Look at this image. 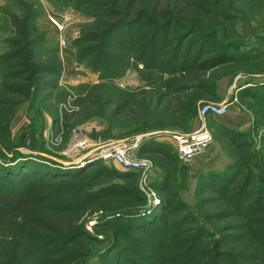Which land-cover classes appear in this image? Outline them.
Returning a JSON list of instances; mask_svg holds the SVG:
<instances>
[{"label": "trees", "instance_id": "obj_1", "mask_svg": "<svg viewBox=\"0 0 264 264\" xmlns=\"http://www.w3.org/2000/svg\"><path fill=\"white\" fill-rule=\"evenodd\" d=\"M55 1L90 19L75 40L78 51L66 49L61 54L54 47L46 59L39 53L44 39L35 35L34 15L29 12L15 20L17 38L10 43L18 49L4 59L19 58L17 65L8 66V72L20 66L9 74L18 83L5 88L17 89L25 97L33 85L36 96L48 102L61 76L76 74L73 62L79 60L102 78L92 87L97 92L91 93L90 104L100 110L113 106L110 122L122 129L108 135L107 141L132 140L155 131L187 132L201 102L219 99V81L231 67L256 64L251 63L252 56L264 55V48H256L255 54L253 46L251 53L243 49L253 39H240L236 18L224 12L249 0H163V5L158 0ZM182 2L208 22L192 17V11L185 20ZM251 37L264 44L263 31ZM131 67L146 85L124 88L114 82ZM0 102L3 112L10 114L13 103ZM56 113L52 116L59 123ZM1 114L0 134L9 137L6 147L0 145V245L9 241L15 251L10 257L0 250L5 264H264V148L256 156L245 151L254 120L249 130L224 134L244 148L240 162L231 173L211 169L196 178L201 199L195 210L183 197L186 181L176 179V173L192 178L189 165L170 143L159 141V135L142 137L138 150V156L153 159L162 169L150 186L160 199L154 204L137 171L121 170L102 160L85 168L33 160L34 153H23L13 144ZM29 136V130L22 133L20 142L42 153L45 139L38 147L27 143L33 139ZM208 192L212 195L204 196ZM93 204L112 216L101 223L103 240L77 225ZM50 212L64 214L68 230L53 221L56 214ZM90 242L99 246L94 253L85 250Z\"/></svg>", "mask_w": 264, "mask_h": 264}, {"label": "rangeland", "instance_id": "obj_2", "mask_svg": "<svg viewBox=\"0 0 264 264\" xmlns=\"http://www.w3.org/2000/svg\"><path fill=\"white\" fill-rule=\"evenodd\" d=\"M158 3L163 5V0H158ZM182 3L181 7L185 11V13H183V18L185 20L191 18L188 17L189 13H187L190 11L193 13L192 17H200L195 9L189 7L186 2ZM227 7L229 6H226V8ZM29 12H33L34 15V19L31 21V26L34 27L33 31L35 32V35L44 39L40 45L39 53L43 54L46 59L50 57V49L54 47L60 48L61 39L65 40L66 49H71L77 52L78 47L74 44L75 40L80 36L84 24L88 23L90 19L84 17L72 7L65 9L61 8L55 0H0V100L13 103L11 108L13 114L12 112L10 114L8 112V114L4 113L0 105V116L2 115L1 113H3V116L6 117L5 120H7V125L9 124L13 144L20 151L23 153H34L36 157L34 156L33 160L35 161L52 164L50 162L53 160L57 163L67 165V168H73L78 166L75 162L80 161L84 157L87 158V154L94 150L96 144L107 141L109 138L108 135H116L120 133L122 129L119 127V124H114L112 126V122H110L111 115L109 111L113 106H110L109 109L100 110L97 106H94V104H90L89 99L92 98L91 93L94 94L97 92L92 89V87L95 84L101 83L102 78L100 73L94 72L79 60H74L73 62L74 67L75 64H77L76 74H73L70 77L62 75L58 80V88L53 94L54 97L48 102H43L41 97L38 98L36 96L32 84H30V86L32 85V88L27 92L25 97H23L17 89L11 88L10 90L9 88V90H7L5 88V85L8 83H18L17 78L11 79V77H9L11 75L9 74L10 70L11 73H13L14 71H17L20 66H15V68L10 69L9 72L8 66L13 64L17 65V63H19V58L13 61H6L4 59V56L7 53H11L13 49L14 51L18 49L17 47H12L10 43V41L17 38L15 35L17 29L15 26V20L24 19ZM224 12L225 14L232 15L236 18L234 26L241 34L240 39H253L254 42L252 45L248 42L245 43V46L243 47L245 51L248 50L249 53H251V46H253V49L255 47V52L253 54H255L258 53L256 48H264L262 42L257 43L255 42L256 37H251L262 31L264 32V0H249L237 9H226ZM200 18L206 23L208 22L207 17L205 18L201 16ZM242 19L245 20V22ZM230 23L231 22H228L227 24ZM221 27L224 29V24H222ZM250 37L251 39H249ZM260 66L261 65H258L257 63L250 65H234L231 67L232 69L229 70L230 72L228 76L224 77L221 81L223 82V85H229L231 79L232 82L234 81L233 78L237 76V73L239 76L243 75L246 78L242 81H256L254 75L258 70L264 69V67L261 68ZM114 82L124 88H138L146 85V80L142 78L140 72L136 70L135 67L128 69L123 77L114 79ZM24 92L26 93V91ZM205 102L214 101L203 100L201 104ZM244 106L251 110L254 118L253 128L248 131L246 137L249 147H245V151H247L246 155L256 156L257 153L264 148V99L261 101L256 98L245 100ZM56 111L60 114L59 123H55L52 116ZM43 121L46 122L45 128L42 127ZM193 126L194 123H192L190 126L191 128H189L188 131L192 130ZM28 130L30 131L29 137L33 138L31 141L27 142L28 144L33 143L39 147L42 140L45 139V150L39 154L47 159L40 158L37 151L32 152V150L20 142L21 134ZM41 130L43 131V134H41ZM79 131H81L82 135L87 138L89 145L79 152H69L71 144L75 141L76 134ZM169 132L175 133L179 131L172 130ZM8 137L9 136H5L4 139L0 134V145L5 146ZM136 137H139V135ZM122 139L126 138L120 137L115 140ZM242 140H244V138H242ZM231 141L232 140L226 136L220 138L222 156L218 166L214 169L215 171L231 173L235 169V164L240 162V154L244 148L240 149ZM170 145L172 146V149L175 150L174 144L170 143ZM151 161L155 162L153 159ZM91 163L78 168H85ZM254 163H257V160H255L253 164ZM109 164H112V162H109ZM54 166L58 167L59 164H54ZM176 175L178 183L186 181V188L183 190V197L191 206H194L195 210H197L196 206L201 199V195L197 193L199 192V189L196 178H183L179 173H176ZM210 195H212L211 192L204 194V196ZM107 213V210L99 204H93L82 213L80 218L77 219V225L80 227L82 226L86 232L97 239L103 240L105 238V232L101 223L104 219L106 220L112 217ZM50 214H56V216L52 217L54 219L53 221L61 223L63 230H68V227L64 224V217H66L64 214L57 212H50ZM91 220L96 221V223H94L91 229H88L87 225ZM10 243L11 242L8 241V243L1 244L0 250L3 249V251H7L6 253H9L10 257H13L15 251H11L12 246ZM88 244L89 245L85 250L89 253H94L99 249L97 244L92 242ZM2 263L5 264L0 258V264Z\"/></svg>", "mask_w": 264, "mask_h": 264}, {"label": "built area", "instance_id": "obj_3", "mask_svg": "<svg viewBox=\"0 0 264 264\" xmlns=\"http://www.w3.org/2000/svg\"><path fill=\"white\" fill-rule=\"evenodd\" d=\"M65 40L61 39L60 51L66 49ZM77 66V64H75ZM232 102H205L199 108V116L201 120H206L208 116L222 117L229 113ZM172 141L175 144L179 159L185 163H192L198 156L204 154L208 147L214 143V135L212 131L204 124L199 129L191 132H175L170 133ZM142 136L132 140H109L96 144L94 150L87 154V158H82L75 162L76 167L84 166L88 163L102 160L105 162H113L119 165L123 170H134L141 174L142 189L153 199L154 204H158L160 199L156 192L146 184V179L152 171L154 164L148 158L138 156V150L141 146ZM88 140L79 131L76 134L75 141L71 144L69 152H79L88 146ZM96 221H89L87 228L91 229Z\"/></svg>", "mask_w": 264, "mask_h": 264}, {"label": "crops", "instance_id": "obj_4", "mask_svg": "<svg viewBox=\"0 0 264 264\" xmlns=\"http://www.w3.org/2000/svg\"><path fill=\"white\" fill-rule=\"evenodd\" d=\"M251 59V63L256 62L258 65H261V68L264 67L263 56H252ZM245 62L247 63V61H244V63ZM254 76L256 77V81H242L246 78L243 75L239 76L238 73L233 79L234 81H231L229 85H223V82L221 80L219 81L221 93L219 99L214 102H232L235 97L237 98V101L230 105V111L227 115L222 117L208 116L206 120L203 121L199 116L198 108V114L194 121V126L192 127V130L187 132L195 131L205 124L214 135V143L208 147L204 154L198 156L192 163L188 164L191 177L198 178L202 173L215 169L218 166L222 156L220 138H224V134L227 131L244 132L252 126L254 118L251 110L245 108L244 101L252 100L254 98H258L260 101L264 99V69L258 70ZM151 134L159 135V141L174 144L169 131H155L153 133L142 134L139 136L144 137ZM175 152L177 153L176 147ZM113 164L123 170L116 163ZM161 172L162 169L155 164L146 179V184L152 186L156 183L160 178Z\"/></svg>", "mask_w": 264, "mask_h": 264}]
</instances>
